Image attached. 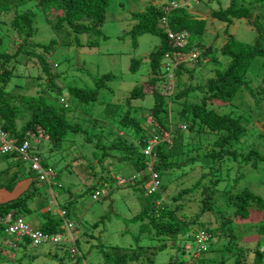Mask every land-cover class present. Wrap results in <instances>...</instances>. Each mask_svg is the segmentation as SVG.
I'll list each match as a JSON object with an SVG mask.
<instances>
[{
  "label": "rangeland",
  "instance_id": "374dc122",
  "mask_svg": "<svg viewBox=\"0 0 264 264\" xmlns=\"http://www.w3.org/2000/svg\"><path fill=\"white\" fill-rule=\"evenodd\" d=\"M20 1L11 0L9 3L13 6ZM24 1L11 13L2 15L0 22L12 21L16 13L29 10L36 13L35 41L44 45L51 41L57 42L47 59L56 76L55 84L61 90L46 88L45 78H37L41 69L32 67V63L29 66L24 64L26 56L20 59L19 63L23 64L16 69L18 77L13 78L8 89L31 96L41 94L58 111L64 108L60 100L65 99L69 107L66 110L68 121L78 122L82 129L79 134H68L55 150H51L52 145L47 140L44 147L43 144L39 145L38 142L43 141L42 137H38L34 144L36 152H41L45 157L46 164L50 166L48 168L55 170L58 176L56 182L62 186L59 188L54 185L53 191L59 194V204L66 203L64 209L67 215L64 218L59 216V221H55L63 224L65 219L77 225L78 242L76 245L67 244L65 248L52 244L28 248L31 255L19 262H15L12 253L3 251V254L0 253V264H106L107 256L120 248H132L139 241L152 264H178L187 257L183 258L180 252H192V238L201 227L222 234L213 233L210 251L201 257V262L235 264L239 247L253 251L264 238L261 232L264 228V211L252 207L249 218L226 220L227 216L235 214L236 209L229 205L225 192L234 189L237 193L247 187L264 198V57L257 56L251 63L246 73L247 85L237 94L233 104L213 108L221 115L240 118L247 129L241 138L233 140L228 146L238 152L237 156L224 155L223 161L210 158L208 153L217 150L214 144L222 134L204 128L198 131L197 128L194 133L189 128L186 130L187 120L179 114L184 100H176L171 104L170 99L189 84L203 85L205 79L215 76L216 69H224L225 64L217 63L214 57L223 58L222 48L229 38L227 32L240 42L254 45L259 40L264 46V5L254 6L249 19H235L226 31L227 25L213 19L212 13L219 9L220 3L221 7H226L228 0H219L220 3L216 0L211 3L207 0H180L177 3L179 9L186 7L188 13L208 21L201 46L203 50L212 47L213 56L204 59L203 65H187L188 69L195 71L194 81L189 79V74L184 73L180 87H175L174 95L165 97L171 104L169 114L172 125L185 130L184 133L182 129L181 132H175L177 138L169 150L170 162L174 167L158 172L164 190H160L157 197L172 204L171 209L181 206L178 218L192 226L187 235L180 236L170 244L163 240H150L149 235L142 232L141 224L132 221L142 209L153 208L151 202L154 194L150 193L152 182L148 179L141 183L123 184L116 180H129L138 174H147L138 162L143 158L139 141L150 137L155 128L153 116L150 115L155 98L148 93L145 98L134 99L131 107L125 103L133 89L147 84L150 75L149 55L158 48L160 39L146 34L138 38V45L135 46L129 32L134 26L132 14L143 12L161 0H110L102 29L104 36L96 38L95 35L83 34L79 44H71L77 35L68 33L66 27L55 28L49 22V18L55 16L53 12L40 9L36 0ZM3 33L6 40L19 41L10 24L4 26ZM132 60L145 61L135 73L130 70ZM109 73L115 74V77L106 82V88L100 89L97 101L84 105L79 98L71 96V87L96 88L98 78ZM161 90L163 93L164 89ZM199 96V93H194L187 103H199ZM108 106L115 111L108 113ZM129 107L136 129L120 124ZM121 142L124 147H114ZM130 147H136L138 152L131 151ZM181 163L183 166L179 167L177 164ZM4 168V162L0 161V174ZM5 181V178H0L1 184ZM198 182L200 188L197 193L188 194L187 198L181 197L178 203H173L181 190L192 188ZM48 188L47 184L41 183L38 191L43 192L37 195V201L50 197ZM96 189L103 193L98 201L93 199ZM208 192L214 193L213 204L209 207L212 209L201 213V198ZM30 195L26 198L29 204L34 197L33 193ZM158 202L161 203V200ZM220 226L226 227L224 233L218 231ZM60 232L61 226L57 233ZM161 245L166 248L160 251L158 247ZM186 246L190 250H184ZM227 247L230 249L227 250ZM1 248L7 249L4 244ZM72 249L77 250L78 254H72Z\"/></svg>",
  "mask_w": 264,
  "mask_h": 264
},
{
  "label": "trees",
  "instance_id": "16d2710c",
  "mask_svg": "<svg viewBox=\"0 0 264 264\" xmlns=\"http://www.w3.org/2000/svg\"><path fill=\"white\" fill-rule=\"evenodd\" d=\"M109 1L110 0H36L40 9L45 12H53L55 16H53L52 19L49 18V22L52 23L55 28L66 27L68 33L77 35V37L71 41V44H74V42L79 44L80 36L83 34L95 35L96 38L104 36L102 29L106 22ZM195 1L196 0H192V2ZM212 1L214 2V0H207L208 3ZM216 1L219 2V0ZM9 2H11V0H0V17L11 13L25 1L21 0L20 3L14 4L13 6ZM178 2H180V0H161L158 4L147 7L145 11L133 13L131 16V19L134 21V26L129 34L132 35L135 46L138 45V38L146 34L158 36L160 39L158 48L149 55L148 63L150 75L147 84L143 87H136L133 89L131 96L126 100L127 103H125L126 106L131 107V102L134 99L145 98L148 93L152 94L155 98V104L150 111V115L153 116L154 119L155 128L150 137L153 138L160 133L162 135H167L169 138L167 142H160L157 144L153 152L155 154L154 159L156 160L152 159L150 162L155 165L156 172L168 171L174 167V164L170 162L171 153L169 150L174 145V140L177 138V133L175 132H181V129L182 132L185 130L183 127L179 129V127H174V125H172L169 113L171 111V104L176 100H184L183 109L179 114L182 118L187 120L188 126H185L186 130L189 128L190 132L194 133L197 128H199L197 131L204 128L222 134L214 144L217 150L208 153L210 158L216 161H223L225 156L229 154L234 156L238 155L236 150L230 149L228 146L233 140L241 138L247 129L241 123L240 118L221 115L213 108L225 107L233 104L237 94L247 85L246 73L251 63L257 56L264 57V46L259 43V40L252 45L240 42L227 32L229 38L222 48L221 56H223V58L220 60L219 57H214L217 63L221 65L225 64L224 69H216L215 76L205 79L203 85L191 86V84H189L187 88L178 92L170 99L171 104L169 105L164 93L160 92V85L167 84L166 78L160 76L166 68L164 67L167 63L166 55H169L170 60L174 62L173 57L175 56L182 55L184 52L198 51L200 53V59L196 64L191 63L192 66L203 65L202 61L204 59L213 56L212 47V49L209 47L203 50L201 46V40L206 32L208 21L188 13L186 7L175 11L168 10V8H171V3ZM228 2L226 1V7H221V3L219 2V9L212 13L213 19L227 25L226 31L229 30L230 24L235 19H249L252 15L251 11L254 9V6L260 4L264 5V0H228ZM35 18L36 13L29 10L23 13H16L12 21L0 22V128L9 139L15 140L19 146L28 142L32 147L37 141L36 139L42 137L43 140H47L52 145L51 150H55L65 141L68 134H79L82 131L78 122L71 123L68 121L66 110H69V107H64L58 111L41 94L31 96L20 92H13L8 89L13 78L18 77L16 75V69L18 65L23 64L19 63L20 59L26 56L27 58L24 64L29 66V64L32 63V67L36 66L38 69H41V74L37 76V78H45L46 88L54 91L61 90V88L55 84L56 76L53 74V68L47 59V56H49L56 47L57 42L51 41L48 45H44L35 41L34 37L37 33ZM165 20L167 21L166 24L164 23ZM7 24H10V28L16 32L19 41L13 42L9 39L6 40L3 29ZM169 31L175 34L187 35L188 44L186 45V49L173 46L168 38ZM144 62L145 61L132 60L130 70L135 73ZM187 65V63H180L175 67L174 74L176 83L178 81L179 84H177L178 88L182 83V75L184 73L189 74L190 80H193V77L195 78L194 69H188ZM114 77L115 74L112 73L103 75L98 78L96 81V88L93 89L71 87L70 94L71 96L79 98L80 102L84 105L92 101L95 102L98 99L100 89L106 88V82L113 80ZM196 92L200 95V102L197 104L191 103L190 105L187 103V100ZM130 107L125 113V116L120 120V124L125 127L135 128V120L131 118ZM107 111L108 113H111L110 111L113 113L115 109H111L108 106ZM150 137L143 138L142 142L139 141V148H142L143 158H140L138 162L143 168H146L147 164H149V158L144 156L143 148L145 142L147 144ZM123 145L124 143L121 142L114 147H124ZM130 150L138 152L136 147H130ZM38 156H40L44 167H50L43 160L41 154ZM3 158L16 159L15 161L18 166L23 165V162L17 160L15 154H10ZM254 164H256V162H254ZM177 165L182 167L183 163ZM49 169H52L53 172L55 171L53 168ZM21 172V169L18 167L17 172H15L7 186L8 188H13L21 180L20 176H23ZM147 180L148 178H145V181ZM199 188L200 182L192 188L181 190L179 194L174 197L173 203H178L181 197L187 198L188 194L192 195L197 193ZM161 189L164 190L163 187H161ZM235 192L234 189L225 192L229 205L236 209L235 214L233 216H227L225 218L226 220H231L232 218L235 220L249 218L251 214L250 209L252 207H255L258 211H264V198L261 195L250 191L247 187L237 193ZM30 196L29 194L13 202L0 204V216L14 213L16 217L22 218L18 212L25 211V208H28L26 198ZM32 196L35 197V195ZM213 197L214 193L212 192L204 193L201 198V213H205L208 209L209 211L212 209L209 207L213 204ZM159 199L157 194L153 195L151 202L153 208L142 209L132 221L141 224L140 226L143 228L142 232L148 234L150 240L158 239V241L163 240L164 242L175 241L181 235L188 232L192 226L187 221L178 218V211L181 206L171 209L170 206H172V204L162 199H160L161 203H159ZM145 200L148 199L146 198ZM28 209H26V211H28ZM59 227V222L49 220L41 230L54 233L59 230ZM144 228H147V231H144ZM225 229V226H220L218 231L224 233ZM207 231L212 234L219 233L216 230L210 231L209 228H207ZM261 232L264 235V228L261 229ZM4 235L5 227L0 226V237ZM219 235L222 234L219 233ZM9 238L12 240V244H15V247L22 243H27V245L30 244L32 246L28 239L13 241L11 237ZM137 241L139 240L137 239ZM141 243L142 242L139 241L137 245L132 248H120L119 251H116L113 255L107 256L108 260L106 264H152L153 262L150 260V257H146V250L142 247L143 245H141ZM166 247L161 245L158 247V250L161 251ZM226 249L228 250L230 247ZM262 249H264V238L260 240L253 251L239 247L235 264H264L261 252ZM171 264H174V262ZM175 264L177 263L175 262ZM178 264H182V261ZM200 264L208 263L204 261ZM222 264H224V262Z\"/></svg>",
  "mask_w": 264,
  "mask_h": 264
},
{
  "label": "built area",
  "instance_id": "2783aa9c",
  "mask_svg": "<svg viewBox=\"0 0 264 264\" xmlns=\"http://www.w3.org/2000/svg\"><path fill=\"white\" fill-rule=\"evenodd\" d=\"M178 8L177 3H171V8L168 10L173 11ZM165 24L167 21L165 20ZM168 38L174 47L184 49L187 44V35L186 34H175L172 31L168 32ZM173 60H170L169 55H166V64L164 65L165 73L167 80L169 81V90L172 91L174 86V70L176 65L180 63H196L199 60V53L190 52L188 55L182 54L173 57ZM173 64V65H172ZM61 103L67 108V101L61 100ZM167 135L158 134L153 138H149L147 144L144 147V156L149 158L148 166L152 167L153 152L155 147L160 142L168 141ZM0 155L7 156L10 154H15L17 160L28 165L29 170L35 174V177L40 182H45L49 186L55 185L53 179L55 173L52 169L44 167L40 156L31 150L30 144L25 142L22 146H19L15 140L9 139L7 135L0 130ZM157 175H154V186L153 191L157 189ZM100 193L97 192L94 196V199L97 200L100 197ZM60 215L64 218L67 215L65 210H60ZM0 226L5 227V234L13 239V241H20L22 239H28L33 247H39L43 244H52V245H62L67 241L74 245L77 242V226L71 222L64 219V223L61 227L60 233H51L44 232L42 230H36L30 227L27 221L22 217L18 218L14 213H8L6 216H0ZM211 240V235L205 231H199L196 234L195 240L192 245V252L184 251L182 257L186 258L181 260L182 264H200L198 259L205 254L209 249V242ZM190 250L189 246H186L185 249ZM73 254L77 253L75 249L71 251ZM264 255V249H262Z\"/></svg>",
  "mask_w": 264,
  "mask_h": 264
},
{
  "label": "crops",
  "instance_id": "0c3cea01",
  "mask_svg": "<svg viewBox=\"0 0 264 264\" xmlns=\"http://www.w3.org/2000/svg\"><path fill=\"white\" fill-rule=\"evenodd\" d=\"M38 144L39 145L43 144V147H44L46 144V140H43V141L40 140ZM32 148H33V151H36L35 146H32ZM39 154H41L43 160L45 161V157L43 156V154L41 152H39ZM1 157L2 158H0V161L4 162L5 168L2 169L0 178L3 177L6 179V181L3 184L0 183V187H1L0 188V204H6L9 202H13L19 198L26 197L30 193H33L35 197H33L32 202L30 204L29 203L27 204L29 209L25 208V211L18 212V214L21 215L27 221L30 227L36 230H41L47 221L49 220L59 221V216L61 217L60 210H65L64 208H65L66 203L59 204L57 202V198L59 194L54 193L53 187L51 188L47 183L38 181L37 178L35 177V174L29 170L28 165L24 164V165L18 166L15 161L16 159L3 158L4 156H1ZM18 167L19 169H21L22 171L21 173L23 174V176H20L21 180L13 188H8L7 186L10 183L11 178L13 177L15 172H17ZM57 177H58L57 175L54 177L55 181ZM41 183H45L49 187L47 192H48V196L50 197L46 198V200L44 201H37L36 199L37 195H40L43 192V191H38ZM96 190L100 191V189H96ZM26 209H28V211H26ZM60 226L62 227L61 222H60ZM76 232L78 233V226H77ZM2 244L6 246L7 248L6 250L1 248ZM67 244H70V243L67 241L66 243L59 245V246H62L63 248H65L64 246H66ZM28 248L34 249L33 246H31L30 244L27 245V243H22L21 245H18L17 247H15V244H12V240L6 234L0 237V253L3 254V251H6L7 254L12 253L15 259V262L23 261L24 258H27L31 255V253H28ZM76 254H78V252L74 253V255ZM80 256L83 262L85 263L83 255L80 254Z\"/></svg>",
  "mask_w": 264,
  "mask_h": 264
},
{
  "label": "clouds",
  "instance_id": "9594fccd",
  "mask_svg": "<svg viewBox=\"0 0 264 264\" xmlns=\"http://www.w3.org/2000/svg\"><path fill=\"white\" fill-rule=\"evenodd\" d=\"M179 8H177V9H175V10H178ZM175 10H173V11H175ZM187 44H188V39H187ZM186 44V45H187ZM184 49H186V48H184ZM190 52H197V53H199L198 51H189V52H184L185 53V55H188ZM199 59H200V53H199ZM188 65L189 64H191V63H187ZM161 77H165L166 78V80H167V77H166V73H165V71L163 72V74L162 75H160ZM173 82H174V86H173V89H172V91H170L169 90V81L167 80V84H165V85H160V92L162 93V90L161 89H164V91H163V93H164V95L166 96V95H174V93L176 92V90H175V87L177 88V83H176V78H175V74H174V80H173ZM175 91V92H174ZM173 97V96H172ZM172 97H171V99H172ZM63 105V104H62ZM64 106V105H63ZM65 107V106H64ZM66 108V107H65ZM68 108V107H67ZM0 130H2V129H0ZM3 131V130H2ZM145 144H146V142H145ZM30 147H31V145H30ZM144 147H145V145H144ZM31 150L33 151V148L31 147ZM143 151H144V148H143ZM33 152H35L37 155H39V153L38 152H36V151H33ZM154 155L155 154H153V157H152V159L153 160H156V159H154ZM23 165H24V163H23ZM144 171H147V174H143V173H141V174H138L137 176H133L131 179H129V180H124V179H122V178H118V179H116L117 181H119V182H121V183H123V184H128V183H130V184H133V183H138V182H144L145 181V178H148L152 183H151V187H150V193L151 194H158L159 192H160V190H162L161 189V182H160V174L158 173V172H156L155 171V165L152 163V167H150V166H148L147 165V167L146 168H144ZM54 173H55V176L57 175L56 174V172L54 171ZM154 175H157V182H158V187H157V189H155L154 191L152 190L153 189V186H154V180H153V178H154ZM141 177H143V178H141ZM53 182L55 183V185H57L58 187H62L61 185H58V183H56V181L53 179ZM54 185H52V186H50L51 188L53 187ZM97 192H99L101 195H100V197L97 199V200H95L94 199V196H95V194L97 193ZM102 197V192H101V190L99 191V190H96L95 192H94V194H93V199L95 200V201H98L100 198ZM66 211V210H65ZM179 212V211H178ZM199 231H205V232H207L208 234H210L211 235V239H212V237H213V234L212 233H209L206 229H203V228H201L200 230H198L197 232H199ZM51 233H53V232H51ZM55 233V232H54ZM188 234V232H186V233H184L183 235H187ZM197 234V233H196ZM196 234H194V236H193V238H192V240H193V242H194V240H195V237H196ZM182 236V235H181ZM178 239V238H177ZM211 241V240H210ZM77 242H78V239H77ZM76 242V243H77ZM168 243L170 242V244H171V242H173V241H167ZM193 242H192V245H193ZM174 243V242H173ZM172 243V244H173ZM209 244H210V242H209ZM76 245V244H75ZM184 250H185V247H184ZM210 251V246H209V249H208V251L206 252V253H208ZM261 252H262V250H261ZM182 255H183V253L184 252H180ZM205 253V254H206ZM205 254H203V255H205ZM203 255L201 256V257H203ZM262 255H263V253H262ZM201 257L198 259V262L199 263H201ZM263 259H264V255H263Z\"/></svg>",
  "mask_w": 264,
  "mask_h": 264
}]
</instances>
